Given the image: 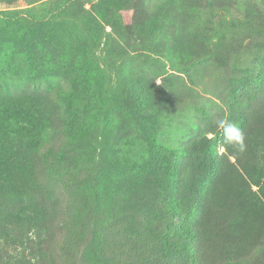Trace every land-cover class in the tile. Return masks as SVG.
Wrapping results in <instances>:
<instances>
[{"label": "rangeland", "instance_id": "1", "mask_svg": "<svg viewBox=\"0 0 264 264\" xmlns=\"http://www.w3.org/2000/svg\"><path fill=\"white\" fill-rule=\"evenodd\" d=\"M37 1L43 0H0V27L2 11L24 9ZM108 1H104L108 21L100 24L84 22V11L91 10L86 0L78 3L74 14L69 10L60 16L66 21L74 18L76 24H66L59 54L64 48L85 46L87 63L95 73L82 90L88 110L81 107L79 116L73 115L76 111L67 101L77 91L72 90V81L78 73L65 68L50 81L21 82L14 64L20 61L11 59L13 69L5 78L10 93L1 91V95L32 97L41 107L40 115L51 117L54 128L49 122L43 134L47 141L35 158L34 177L21 184L20 199L11 201L8 193L0 198L4 210L11 207L8 213L25 210L31 217L29 211L34 209L41 214L23 242L0 239V264H103L93 260L94 255L106 259L113 251L117 257L120 246L113 232L119 222L106 221L112 214L105 204L109 195L97 189L111 179L109 163L115 151L125 147L122 158L135 161L154 157L150 138L157 130L159 143L177 150L193 139L192 127L203 126L199 109H212L208 119L215 124L217 116L231 119L229 111L241 99L246 109L253 108L251 95L241 98L240 90L232 94V79L241 84V70L264 63V0H120V6ZM46 6L53 8L51 3ZM190 51L193 60L188 59ZM199 56L206 62L187 74V66ZM48 59L61 66L59 58ZM175 76L183 79L179 89ZM145 83L161 101L160 116H152L153 107L140 115L130 111L135 103L130 89ZM214 103L217 106L209 107ZM45 123L37 131L41 137ZM221 142L219 154L229 156ZM257 160L264 168V151ZM240 264L260 263L242 259Z\"/></svg>", "mask_w": 264, "mask_h": 264}, {"label": "trees", "instance_id": "2", "mask_svg": "<svg viewBox=\"0 0 264 264\" xmlns=\"http://www.w3.org/2000/svg\"><path fill=\"white\" fill-rule=\"evenodd\" d=\"M86 1L91 10L84 11L87 15L84 22L93 25L108 21L106 0ZM80 2L43 0L24 9L1 12L0 92L10 93L5 78L8 70L13 69L11 59L20 61L14 64L21 82L41 78L50 81L56 71L66 68L68 72L78 73L72 81V90L77 91L67 97L68 105L77 112L73 115L79 116L81 107L88 110L82 90L92 83L95 73L87 63L86 47L64 48L60 54L57 49L62 32L69 26L66 24H76L74 18L69 21L60 18L65 11L74 14ZM108 2L111 6L121 5L120 0ZM50 3L53 8L48 9L46 4ZM97 39L98 36L94 40ZM187 55L193 60L194 53L190 51ZM52 56L60 59L61 66L49 61ZM45 57L47 61L41 62ZM206 60L199 56L187 66L186 73L190 75ZM241 73L244 77L241 84L232 79V94L240 90L241 98L251 95L253 108L246 109L245 101L233 99L236 105L229 115L246 135V150L232 153L230 145H222L221 134L208 119L212 109H199L203 126L192 127L193 139L177 150L159 143L161 131L156 128L157 133L150 138L154 157L135 161L130 156L122 158L125 147L115 151L109 163L111 179L107 186L99 184L97 189L109 195L105 204L108 210L112 208V214L106 221L119 222L113 236L122 241H116L120 254L116 257L117 252L113 251L111 256H104L106 259L102 254H95L93 260L103 264H240L244 259L264 264V168L257 160L264 151V63ZM174 79L177 89L183 79L179 76ZM146 86L147 83L138 84L130 89L135 102L130 111L140 115L153 107L152 116H160L161 101ZM171 95L174 96L172 92ZM213 106L217 104L209 105ZM39 109L32 97H3L0 93L3 114L0 118V198L8 193L11 201L20 199L21 184H27L34 177L35 158L44 140L47 141L43 134L48 123L52 125L51 117L40 115ZM43 122L47 123L41 137L37 131ZM219 142L227 147L229 156L219 154ZM254 187L258 190L254 191ZM9 208L4 210L0 205V239L12 237V244L23 242L35 230L33 223H38L36 219L41 214L28 210L32 215L29 217L25 210L8 213ZM118 213L121 214L116 216Z\"/></svg>", "mask_w": 264, "mask_h": 264}, {"label": "clouds", "instance_id": "3", "mask_svg": "<svg viewBox=\"0 0 264 264\" xmlns=\"http://www.w3.org/2000/svg\"><path fill=\"white\" fill-rule=\"evenodd\" d=\"M215 125L225 144L232 146L239 153L246 150V135L233 119L221 117L215 121Z\"/></svg>", "mask_w": 264, "mask_h": 264}]
</instances>
